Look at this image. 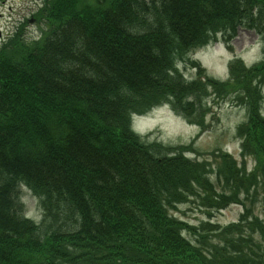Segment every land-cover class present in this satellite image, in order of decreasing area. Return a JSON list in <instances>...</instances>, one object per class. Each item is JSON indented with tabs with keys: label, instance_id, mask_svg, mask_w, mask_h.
I'll return each mask as SVG.
<instances>
[{
	"label": "trees",
	"instance_id": "16d2710c",
	"mask_svg": "<svg viewBox=\"0 0 264 264\" xmlns=\"http://www.w3.org/2000/svg\"><path fill=\"white\" fill-rule=\"evenodd\" d=\"M31 16L38 37L25 40L19 22L0 43V264H264V218L251 206L264 203V0H40ZM240 27L258 34V61L234 57L219 79L190 57ZM187 61L191 80L178 68ZM208 95L245 106L239 161L219 150L212 167L186 154L194 141L131 129L163 101L205 126ZM191 198L209 217L243 209L191 225L172 212Z\"/></svg>",
	"mask_w": 264,
	"mask_h": 264
},
{
	"label": "rangeland",
	"instance_id": "374dc122",
	"mask_svg": "<svg viewBox=\"0 0 264 264\" xmlns=\"http://www.w3.org/2000/svg\"><path fill=\"white\" fill-rule=\"evenodd\" d=\"M40 0H2L0 2V43L11 36L15 26L20 22L23 26V38L27 41L38 37L41 33L40 23L31 16L34 8ZM12 33V34H11ZM196 59L206 69L207 75L219 79H225L228 75V63L233 57H241L250 65L262 57V48L258 35L254 30L247 28L239 29L237 35L226 42L221 34L209 44L192 52ZM182 66V65H181ZM189 61L184 64L186 74H192L195 70ZM264 93V87L262 89ZM206 104L209 110L205 113V126L199 128L189 123L186 119L178 116L170 107L162 106L151 110L143 116L134 118V127L144 133L143 137L148 140H159L165 144H187L194 141L193 146L197 149L194 154L187 153L190 157L205 158L211 166H215L216 152L219 149L231 152L238 160L239 140L235 138L236 126L246 118V109L235 95L207 96ZM264 113V99L262 103ZM195 156V157H194ZM254 161L247 159V166L252 167ZM212 179L215 181L214 176ZM26 215L39 221L42 217L38 198L26 191L22 195ZM252 211L264 218V203L261 199L251 202ZM243 207L240 204H229L221 210L211 211V221L224 225L230 221L238 220ZM177 216L186 220L191 225L198 226L205 222L209 215L198 206L195 198L179 204L176 208ZM210 213V210L208 211ZM187 237L192 235L186 233Z\"/></svg>",
	"mask_w": 264,
	"mask_h": 264
}]
</instances>
